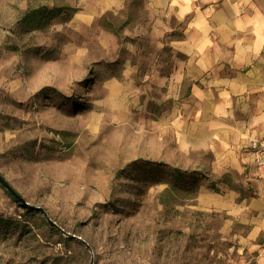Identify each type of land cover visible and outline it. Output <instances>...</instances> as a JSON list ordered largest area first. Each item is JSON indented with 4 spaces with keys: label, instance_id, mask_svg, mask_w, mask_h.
Wrapping results in <instances>:
<instances>
[{
    "label": "rangeland",
    "instance_id": "374dc122",
    "mask_svg": "<svg viewBox=\"0 0 264 264\" xmlns=\"http://www.w3.org/2000/svg\"><path fill=\"white\" fill-rule=\"evenodd\" d=\"M71 2L0 0V177L28 204L0 186V264H264L258 177L146 159L139 120L97 121L94 66L77 55L105 57L91 40L124 41L127 15L106 18L109 33L23 22ZM228 189L263 204L228 211Z\"/></svg>",
    "mask_w": 264,
    "mask_h": 264
},
{
    "label": "crops",
    "instance_id": "0c3cea01",
    "mask_svg": "<svg viewBox=\"0 0 264 264\" xmlns=\"http://www.w3.org/2000/svg\"><path fill=\"white\" fill-rule=\"evenodd\" d=\"M69 7L76 12L55 21L77 30L109 33L106 18H129L124 41L112 32L91 40L105 57L77 55L82 67L94 66L99 123L139 122L146 159L258 181L248 147L264 138V0H74ZM254 194L219 196L228 211L244 214L263 204Z\"/></svg>",
    "mask_w": 264,
    "mask_h": 264
},
{
    "label": "trees",
    "instance_id": "16d2710c",
    "mask_svg": "<svg viewBox=\"0 0 264 264\" xmlns=\"http://www.w3.org/2000/svg\"><path fill=\"white\" fill-rule=\"evenodd\" d=\"M75 12L76 9L67 6L49 7L44 5L29 10L24 15L23 22L25 23V25L28 26L30 31H36V30L44 29L52 21L59 19L61 16L65 19H69ZM0 186L3 189H7L4 185L1 184V182H0ZM8 192L11 195L10 191Z\"/></svg>",
    "mask_w": 264,
    "mask_h": 264
},
{
    "label": "built area",
    "instance_id": "2783aa9c",
    "mask_svg": "<svg viewBox=\"0 0 264 264\" xmlns=\"http://www.w3.org/2000/svg\"><path fill=\"white\" fill-rule=\"evenodd\" d=\"M248 148L253 157L257 177L264 185V138L251 141Z\"/></svg>",
    "mask_w": 264,
    "mask_h": 264
},
{
    "label": "water",
    "instance_id": "95a60500",
    "mask_svg": "<svg viewBox=\"0 0 264 264\" xmlns=\"http://www.w3.org/2000/svg\"><path fill=\"white\" fill-rule=\"evenodd\" d=\"M0 182L8 189V191H10L11 195L21 204L23 205H28L26 203V201L20 196L18 195L7 183L4 179H2L0 177Z\"/></svg>",
    "mask_w": 264,
    "mask_h": 264
}]
</instances>
